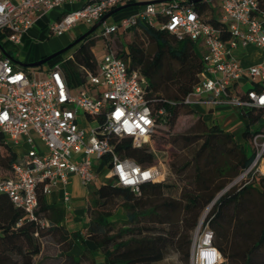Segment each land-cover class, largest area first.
Masks as SVG:
<instances>
[{
  "label": "built area",
  "instance_id": "1",
  "mask_svg": "<svg viewBox=\"0 0 264 264\" xmlns=\"http://www.w3.org/2000/svg\"><path fill=\"white\" fill-rule=\"evenodd\" d=\"M135 1L141 0H0V33L4 41L18 45L40 17L54 12L56 17L47 29L49 34L59 36L78 21L92 25L115 7ZM70 5L75 8L69 10ZM219 9V26H215L194 8L179 5L176 0L149 3L117 22L104 21L94 35L108 36L137 21L155 24L172 33L177 41H191L193 48L195 45L199 49L195 51L204 69L185 96L186 105L211 110L264 108V89L253 88L264 84V7L260 0H219ZM250 45L260 49L262 57L258 63L243 66L233 51ZM248 81L250 88L243 90L242 84ZM142 84L140 75L107 49L97 61L95 72L86 73L76 94H72L62 63L32 69L0 51V133L4 144L16 152L24 151L25 156L24 162L17 156L10 176L0 175V194H6L29 220H37L40 194L46 196L60 185L62 200L71 210L67 190L70 177L78 176L84 185L93 182L95 162L104 157L108 159L106 178L135 193L143 183L164 180L166 172L159 159L142 167L131 158L120 157L109 139L110 135L129 136L136 146L150 144L157 114L148 105ZM163 112L161 109L157 113ZM34 136L45 150L39 148ZM250 144L254 157L243 173L252 172V180L256 173L264 177V128L252 136ZM39 222L48 225L46 220ZM212 236L213 232L205 227L194 241L193 264L223 261L212 245Z\"/></svg>",
  "mask_w": 264,
  "mask_h": 264
},
{
  "label": "trees",
  "instance_id": "2",
  "mask_svg": "<svg viewBox=\"0 0 264 264\" xmlns=\"http://www.w3.org/2000/svg\"><path fill=\"white\" fill-rule=\"evenodd\" d=\"M176 1L191 6L204 20L219 26L216 0ZM260 6L264 7V0H260ZM136 29L154 42L153 49L147 51L134 37L116 55L143 80L146 101L157 114L153 137L163 133L165 125L172 128L180 115L194 113L184 98L198 82L204 65L193 42L177 41L172 33L155 24L137 21L121 32ZM112 35L89 36L69 57L79 84L87 72L96 70L94 39H106L103 44L107 49ZM62 68L72 86L67 70L63 65ZM253 88L260 91L264 84ZM161 109L164 112L158 115ZM242 115L247 124L240 142L233 133L200 116L188 132L166 131L165 140L175 151L169 158V167L176 181L143 183L138 193L112 181L100 184L87 201L84 236L64 228L63 211L49 203L45 195L38 196L37 220H29L6 194H0V264H154L170 248L181 252L187 262L191 232L201 211L254 157L250 141L264 127V108L242 110ZM109 139L120 157L131 158L142 167L154 164L155 154L149 145L136 146L129 136L110 135ZM16 159L17 152L4 144L0 133L1 176L11 175V164ZM107 161L104 157L103 163ZM39 220H46L48 225ZM202 225L213 232L212 245L223 259L220 264H264V177L253 176L249 183L224 192ZM84 237L95 244L103 258L101 263L95 262L86 245L77 259L69 253L74 243L83 242Z\"/></svg>",
  "mask_w": 264,
  "mask_h": 264
},
{
  "label": "rangeland",
  "instance_id": "3",
  "mask_svg": "<svg viewBox=\"0 0 264 264\" xmlns=\"http://www.w3.org/2000/svg\"><path fill=\"white\" fill-rule=\"evenodd\" d=\"M216 4L219 5V0H216ZM74 8H75V5H70L68 7L69 10H72ZM132 9H134L133 6L124 8V9L112 14L110 17H108L106 19L105 24H111V23L117 22L120 18H122L124 16V14L126 12H129ZM216 10L218 11L219 8L216 7ZM43 17L44 18H42L40 20L41 24H35L33 27V30L26 32L22 38L21 43L18 45L4 41V39L2 38V35L0 33V40L2 42V45L4 46L5 50L9 51V54L13 60L18 61V62H23V63H29V62L38 60L43 55H49L52 52H54L60 48L65 47L70 42H72L75 38H77V36L84 33L91 26V25L84 23L82 21H78L70 30L66 31L62 35H59V36L58 35H52V34L48 33L47 25L54 21L55 14H54V12H52L50 14L48 13V14L44 15ZM102 25L103 24L98 26V28L90 36H92V35H94V33L98 32L99 29L102 27ZM134 33H135V35H134ZM134 37H136L137 41L142 43L143 47L147 51H151L153 49L154 42L149 37H147L143 32H141V30L136 29V30H127L126 32H121V30H120L118 33L110 36L108 38L109 44L107 43L108 44L107 50H111L114 53H116L121 48L126 49V45L128 43H130ZM94 41L96 44L93 47L94 55L97 58V60H101L103 58V56L105 55V52H106L105 46L103 44V42H105L106 39L102 40L101 38H95ZM76 48H77L76 46H73L72 48H70L67 51H65L64 53H62L59 57L54 58L53 60H50L41 66H29V67L32 69H41V68L47 69L55 63H58V62L62 63V65L67 70L69 77L71 79L72 94H76L78 89H79V83L80 82H79V79L76 75V72L74 70L73 65L69 61V57L73 54V52L76 50ZM194 49L199 51V49L195 45H194ZM233 52L235 54H238L240 52V49H236ZM250 86H251V84L249 81L245 82L244 84H242V89L247 90L248 88H250ZM191 107H193L194 110H196V111H199L201 113L203 112L202 108H200L199 106L194 105ZM80 113H81V111H80ZM197 117H198L197 113L180 115L178 117L175 125L172 128H170L169 125H165V127H163V130H164L163 133L154 134V136L150 138L149 146L153 151H155V153L157 155L156 160L154 159V163L158 162L157 159H159L161 161L163 167L165 168V172H166L165 178H164V181H166V182H171L174 180L176 181V179H175L174 175H172V172H171L170 167H169V158H170L171 154L175 151L166 142V140H165L166 136H164L165 132L169 131V134L188 132L190 126L193 124V122H195ZM238 117H239L238 114L234 110H228V111L227 110H220L216 113V116L212 117L213 121H210L209 123L215 122L216 124H218V126L221 129H225L230 123L236 121V119H238ZM242 124H245V123H242ZM236 135L240 136V132L238 131L236 133ZM34 139L36 142H38L39 148L41 150H45L44 144L41 143L40 140L36 136H34ZM23 153H24V151L17 152V156L21 162L25 161V156L23 155ZM91 161L94 162L93 157H92ZM95 163H97V162H95ZM103 168H104V166L101 167V169L100 168L99 169L102 170ZM105 171H106V169L104 168L103 172H105ZM250 174L243 173V172L239 173L235 178H233L230 182H228L224 186V188H226V190L224 192H226L227 190H230V189H237L240 186H243L244 184L249 183L251 181L250 180L251 179ZM255 176L256 177H258V176L262 177L261 175H259L257 173ZM177 184L179 187H181L180 181L179 182L177 181ZM220 192H221V190L219 192H217L216 195H218ZM213 204L214 203H212V205L209 206L210 205V203H209L201 211V213L198 217V220H197V225L199 224V226H196L193 229V231L191 232V242H190V248H189V259H188V261L186 262L184 260V256L181 252H179L178 250H176L174 248H170L167 251V253L165 254L164 258L161 261L154 263V264H193L191 261V254L193 251L192 250L193 249V243H194V241L198 240L199 237L201 236L203 229H204L202 224H203L207 214L211 210ZM207 207H209V208L207 211H205ZM116 216L120 217L121 215H120V213H117Z\"/></svg>",
  "mask_w": 264,
  "mask_h": 264
},
{
  "label": "crops",
  "instance_id": "4",
  "mask_svg": "<svg viewBox=\"0 0 264 264\" xmlns=\"http://www.w3.org/2000/svg\"><path fill=\"white\" fill-rule=\"evenodd\" d=\"M133 7H134V9H132L129 12H126L124 14V16L135 13L139 9L140 6H133ZM55 17H56V14H55ZM42 18H44V17L43 16L40 17L35 22V24H41L40 20ZM33 27L34 26H32L26 32L33 30ZM236 55L240 59L243 66H248L251 64L258 63L261 60L262 51L260 49L256 48L255 46L250 45V46L246 47L245 49H240V52ZM191 108L193 109L194 113H197V115L200 116L202 118V120L207 122V123H209L210 121H213L212 117L216 116V113L220 110H227V111L228 110H234V111H236V113L239 116L238 119H236V121L230 123L223 130L233 133L236 140L238 142L241 141L242 132H243V130L247 124V118L242 115V110H239V109L234 108V107H232V108L231 107H224L222 109H217V110H211L210 107H200L203 110V112L201 113L199 111L194 110L193 107H191ZM242 123H245V124H242ZM262 128H264V127H262ZM238 131L240 132V136L236 135V133ZM103 166L106 169L105 172H103L104 168L102 170H100L101 167H103ZM95 174H96V179L93 182L88 183L86 185L81 183L78 176L72 175L70 177L69 183L67 185V190H69L70 195H71V203H70L71 204V210H67L66 205L62 200V188L60 185L54 187L51 190V192L46 195L47 201L49 203H53L55 205H58L59 208L63 211V220L61 221V224L69 232H77L80 235L84 236L85 229H86V223H87V216H86L87 201L92 196L93 191L100 184L109 182V179L106 178L107 166L105 165V163H103V161L97 162V165L95 167ZM83 239H84L83 242L79 241L78 243L77 242L74 243L72 248L69 250V253L73 254L77 259V257L82 252V246L86 245V247L89 248L91 250L92 254L94 255L95 262L101 263L103 261V258L101 257L99 251L96 249L95 244L86 237H84ZM83 264H86V263H83Z\"/></svg>",
  "mask_w": 264,
  "mask_h": 264
},
{
  "label": "water",
  "instance_id": "5",
  "mask_svg": "<svg viewBox=\"0 0 264 264\" xmlns=\"http://www.w3.org/2000/svg\"><path fill=\"white\" fill-rule=\"evenodd\" d=\"M165 1H170V0H141V1H135V2L126 3V4H122L120 6H117L114 9H112V10L108 11L107 13H105L96 23L92 24L84 33L79 35L76 39H74L72 42H70L65 47L60 48V49L52 52L49 55L42 56L38 60L29 62V63H23V62H18L17 61V63L19 65H21L22 67L41 66L44 63L50 61L51 59L61 55L62 53H64L68 49L72 48L77 42H79L80 40L85 38L87 35L93 33L98 28V26H100L104 21H106V19L108 17H110L112 14H114V13H116V12H118V11L124 9V8L130 7V6H142V5L149 4V3H161V2H165ZM0 51H1V53L3 55L9 56V54H7V52L4 50V48L2 47L1 44H0ZM225 190H226V188L222 189L221 192L214 197V199L211 201L209 206H211L212 203H214ZM197 226H199V224Z\"/></svg>",
  "mask_w": 264,
  "mask_h": 264
},
{
  "label": "flooded vegetation",
  "instance_id": "6",
  "mask_svg": "<svg viewBox=\"0 0 264 264\" xmlns=\"http://www.w3.org/2000/svg\"><path fill=\"white\" fill-rule=\"evenodd\" d=\"M91 34H92V33H91ZM91 34L87 35L85 38H83L82 40H80L79 42H77L74 46L78 47L79 44H80L82 41L86 40ZM77 37H78V36H77ZM75 39H76V38H75Z\"/></svg>",
  "mask_w": 264,
  "mask_h": 264
},
{
  "label": "bare ground",
  "instance_id": "7",
  "mask_svg": "<svg viewBox=\"0 0 264 264\" xmlns=\"http://www.w3.org/2000/svg\"><path fill=\"white\" fill-rule=\"evenodd\" d=\"M208 208H209V207H207L205 211H207V210H208Z\"/></svg>",
  "mask_w": 264,
  "mask_h": 264
}]
</instances>
